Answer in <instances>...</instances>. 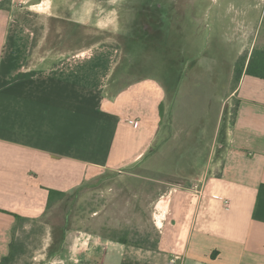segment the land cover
<instances>
[{
	"label": "crops",
	"instance_id": "obj_1",
	"mask_svg": "<svg viewBox=\"0 0 264 264\" xmlns=\"http://www.w3.org/2000/svg\"><path fill=\"white\" fill-rule=\"evenodd\" d=\"M7 1L0 0V261L16 217L38 222L59 201L48 207L49 191L69 194L114 173L164 188L150 200L154 243L89 236L79 251L75 240L83 238L68 233L66 258H56L59 241L50 242L32 264H264V80L245 75L250 54L237 84L238 51L205 69L203 55L168 35L162 69H117V49L86 61L85 52L31 54L32 38ZM233 27L245 34L242 22ZM140 41L150 45L134 36L133 52Z\"/></svg>",
	"mask_w": 264,
	"mask_h": 264
},
{
	"label": "rangeland",
	"instance_id": "obj_2",
	"mask_svg": "<svg viewBox=\"0 0 264 264\" xmlns=\"http://www.w3.org/2000/svg\"><path fill=\"white\" fill-rule=\"evenodd\" d=\"M7 2L12 7V16L24 24L27 35L32 38L31 54L37 51L38 55L49 56L51 52H58L66 56L85 52L86 61L92 60L94 52L99 49H117L120 64L117 69H126L127 66L131 69H162L163 39L168 35L175 41V47L185 45L195 55H203L200 65L212 69L211 61H216L218 54L220 57L224 56L223 53L238 51L242 55L238 59L240 61L252 51L257 56L264 50V0ZM235 22L246 26L244 35L234 33ZM237 35L242 37L240 42ZM134 36H147L148 44L152 45L148 46L150 50H142V47H148L140 41L137 45L142 44V47L133 52L134 46L132 48L130 42ZM115 76L117 74L112 73V78ZM137 76L142 75L137 72L133 78ZM129 178L114 173L102 175L65 194L40 221L22 224L15 231V239L22 245L20 257L23 260L14 264H32L29 260L39 257L47 243L58 241L60 246L56 258H66L67 236L70 238V234L74 238L76 234L83 238L79 242L75 240L78 250L86 240H92L90 237L118 239L125 236L130 243L151 246L156 234L149 224L155 204L150 200H154L164 188L146 180L132 184ZM155 209V225L159 226L163 204L158 202ZM48 226L63 229L54 235L49 234ZM39 261L45 264V261Z\"/></svg>",
	"mask_w": 264,
	"mask_h": 264
},
{
	"label": "trees",
	"instance_id": "obj_3",
	"mask_svg": "<svg viewBox=\"0 0 264 264\" xmlns=\"http://www.w3.org/2000/svg\"><path fill=\"white\" fill-rule=\"evenodd\" d=\"M246 58H242L240 61L237 62L235 72H234V82L235 84L238 83L241 75L242 70L245 66ZM245 75L251 76L258 79L264 80V50L259 51L258 55L255 56V52L252 51L250 58L247 62L245 67ZM65 194L60 193L57 191H49L48 195V207L50 202H54L55 200H62ZM51 204V203H50ZM17 225L12 233V241L9 246L8 254L3 257L0 261V264H14L18 258L22 255L23 249L22 245L17 242L15 239V231L17 228L22 227V224L28 221L26 219L16 217Z\"/></svg>",
	"mask_w": 264,
	"mask_h": 264
},
{
	"label": "built area",
	"instance_id": "obj_4",
	"mask_svg": "<svg viewBox=\"0 0 264 264\" xmlns=\"http://www.w3.org/2000/svg\"><path fill=\"white\" fill-rule=\"evenodd\" d=\"M128 123H129V124H134V121L130 120V121H128ZM220 200H222V201L224 202L225 205H229V200H227V199L224 200V199H222V198H220Z\"/></svg>",
	"mask_w": 264,
	"mask_h": 264
}]
</instances>
